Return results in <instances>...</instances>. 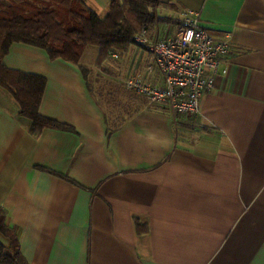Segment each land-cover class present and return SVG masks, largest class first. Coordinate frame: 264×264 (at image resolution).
<instances>
[{
    "label": "crops",
    "instance_id": "obj_1",
    "mask_svg": "<svg viewBox=\"0 0 264 264\" xmlns=\"http://www.w3.org/2000/svg\"><path fill=\"white\" fill-rule=\"evenodd\" d=\"M81 1L99 17L111 0ZM164 1L154 39L185 10L229 38L193 117L136 97L110 120L92 72L163 83L137 46L90 70L10 45L2 64L45 80L38 112L61 128L34 137L0 88V264H264V0Z\"/></svg>",
    "mask_w": 264,
    "mask_h": 264
},
{
    "label": "trees",
    "instance_id": "obj_2",
    "mask_svg": "<svg viewBox=\"0 0 264 264\" xmlns=\"http://www.w3.org/2000/svg\"><path fill=\"white\" fill-rule=\"evenodd\" d=\"M156 1L111 0L101 18L81 0H0V88L16 101L20 116L30 122L29 130L34 137L40 136L44 129L61 126L38 112L45 80L2 64L10 45L27 44L44 50L52 61L75 65L80 63L84 49L95 47V64L100 66L112 54L125 53L134 45L133 38L138 32L157 23ZM82 72L85 77L87 71ZM135 225L139 233V222ZM8 231L0 212V232L7 235ZM16 264L24 263L18 260Z\"/></svg>",
    "mask_w": 264,
    "mask_h": 264
},
{
    "label": "built area",
    "instance_id": "obj_3",
    "mask_svg": "<svg viewBox=\"0 0 264 264\" xmlns=\"http://www.w3.org/2000/svg\"><path fill=\"white\" fill-rule=\"evenodd\" d=\"M133 42L152 56L163 83L153 86L142 76L134 75L123 80L124 88L176 116L197 115L200 96L213 88L218 67L229 53L228 36L213 35L200 25L197 13L185 10L175 36L158 40L148 28H143ZM111 57L117 59L118 55Z\"/></svg>",
    "mask_w": 264,
    "mask_h": 264
},
{
    "label": "rangeland",
    "instance_id": "obj_4",
    "mask_svg": "<svg viewBox=\"0 0 264 264\" xmlns=\"http://www.w3.org/2000/svg\"><path fill=\"white\" fill-rule=\"evenodd\" d=\"M155 4L156 15H161L162 13L167 11V3L164 0H157ZM104 15H101L99 17L102 18L104 17ZM96 50L97 49L95 47H87L83 53L81 64L86 65L90 70L91 67L94 70L95 68L99 67L98 64H94ZM114 64H116V62ZM91 75L92 77L97 79L98 83L101 84L99 89H97L96 91L94 90V93L98 99V102L100 103V105H102L110 120H112V122L117 125V123L122 119L121 117H123L124 115H126L124 117L131 115V112L129 111L130 109L128 108V110H125V106L134 103L136 97L140 98V96L135 93H129L125 91L121 88L120 85L114 83L112 80H109L108 78L110 74H108L107 71L100 70L92 72ZM101 88L102 91L100 92ZM112 122L111 124L114 125Z\"/></svg>",
    "mask_w": 264,
    "mask_h": 264
}]
</instances>
